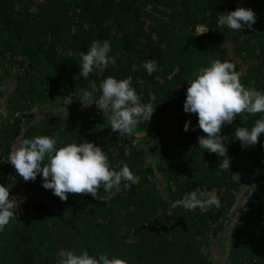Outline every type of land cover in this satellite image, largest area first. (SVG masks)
Here are the masks:
<instances>
[{
  "label": "trees",
  "instance_id": "1",
  "mask_svg": "<svg viewBox=\"0 0 264 264\" xmlns=\"http://www.w3.org/2000/svg\"><path fill=\"white\" fill-rule=\"evenodd\" d=\"M237 7L254 11L253 29L217 27L220 14ZM203 23L207 32L196 35ZM96 40L110 42L116 65L84 79L80 53ZM214 59L234 63L241 83L264 93V0H0V184L26 195L22 213L0 232V264H58L65 250L127 264H218L220 242L224 264H264V133L247 147L234 138L261 114L222 128L230 168L221 171L225 157L199 147L198 117L183 110L192 74ZM148 60L157 62L152 74L142 67ZM108 76L130 79L141 103L153 104L134 142L111 130L110 113L81 106L77 89L98 99ZM39 106L46 110L37 115ZM38 135L92 142L111 169L127 163L140 182L111 193L101 186L105 201L71 193L61 201L40 174L26 182L8 162L23 139ZM195 190L217 195L220 207H172Z\"/></svg>",
  "mask_w": 264,
  "mask_h": 264
},
{
  "label": "clouds",
  "instance_id": "2",
  "mask_svg": "<svg viewBox=\"0 0 264 264\" xmlns=\"http://www.w3.org/2000/svg\"><path fill=\"white\" fill-rule=\"evenodd\" d=\"M255 23L254 11L237 7L227 14L221 13L217 27L227 26L235 31L245 28L251 30ZM110 51L109 41H93L86 52L80 53L79 75L87 79L94 67L106 69L109 64L114 67L116 58L109 56ZM142 67L148 74H152L157 71V62L148 60ZM235 68L234 63L219 59L210 61V66L196 68L192 74L194 78L188 82L183 104L185 113L197 115L198 128L205 134L198 137L199 147L225 157L218 166L221 171H229L230 168L224 136L220 135L225 125H231L237 116L247 119L244 114H261L251 129L244 126L236 128L234 138L241 142L242 147L256 145L260 135L264 133V93L246 88ZM99 90L101 95L97 99L93 92L83 87L77 89L81 106L89 107L95 103L104 115L110 113V128L119 136L132 135L138 124L143 120L149 121L154 112L152 103H141L140 96L131 87L130 79L118 80L108 76L100 83ZM190 123L191 121L185 123V132L189 130ZM58 143L63 146L57 147ZM8 162L26 182L35 181L40 174L42 186L52 190L61 201H67L69 193L91 194L93 198L105 201L99 195L101 186L106 193H111L113 189L119 191L122 183L124 189H130L140 182L127 163L121 162L119 170L111 169L103 149L88 141L63 144L58 138L47 135L25 138L10 152ZM17 206V201L10 197L9 188L0 184V232L16 217L14 209ZM177 206L189 211L212 206L219 208L220 200L214 193L195 190L172 204L173 208ZM59 256L58 264H127L121 258L110 259L107 253H100L97 258L87 250L80 254L65 250Z\"/></svg>",
  "mask_w": 264,
  "mask_h": 264
},
{
  "label": "rangeland",
  "instance_id": "3",
  "mask_svg": "<svg viewBox=\"0 0 264 264\" xmlns=\"http://www.w3.org/2000/svg\"><path fill=\"white\" fill-rule=\"evenodd\" d=\"M207 30H208V27H207V25L206 24H199V25H197V27L195 28V30H194V33L196 34V35H201V34H203V33H205V31L207 32ZM227 49H228V54L227 55H229V56H233V54H232V51L230 50V46H229V44H227ZM234 60L236 61V63L239 65V67H240V69H241V71H243L242 69H244V67H245V62L240 58V57H235L234 58ZM5 87H8V85H6ZM44 110H46L44 107H41V106H39V107H34V111H35V113L37 114V115H40L41 113H43L44 112ZM91 111L93 112V111H95L97 114H99V115H102V111H100L96 106H92L91 107ZM94 113V112H93ZM111 115V114H110ZM233 126H234V124L232 123L231 125H225L224 127H223V130H225V131H230V130H232L233 129ZM136 136H134V135H126V137H128V139H129V141H132V142H134L135 141V137H141L142 135H143V132H137V133H134ZM224 242H220L219 244H217V254H218V261L220 262V263H218V264H224L223 263V256H224Z\"/></svg>",
  "mask_w": 264,
  "mask_h": 264
},
{
  "label": "built area",
  "instance_id": "4",
  "mask_svg": "<svg viewBox=\"0 0 264 264\" xmlns=\"http://www.w3.org/2000/svg\"><path fill=\"white\" fill-rule=\"evenodd\" d=\"M10 197L17 201L18 206L14 209V211L18 214L22 213V204L26 199V195L23 193H12L10 194Z\"/></svg>",
  "mask_w": 264,
  "mask_h": 264
}]
</instances>
